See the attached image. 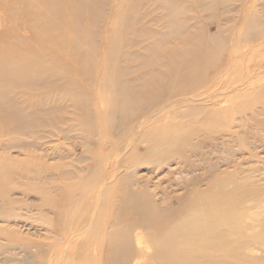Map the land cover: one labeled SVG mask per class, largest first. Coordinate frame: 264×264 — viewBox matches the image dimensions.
<instances>
[{
	"label": "bare ground",
	"instance_id": "6f19581e",
	"mask_svg": "<svg viewBox=\"0 0 264 264\" xmlns=\"http://www.w3.org/2000/svg\"><path fill=\"white\" fill-rule=\"evenodd\" d=\"M217 1L228 2L209 0L208 5ZM69 7L75 10L73 21L79 31L98 20L104 6L94 0H69ZM45 18L49 25L55 24L53 11H46ZM184 29L182 26L177 32ZM263 29H246L250 34L245 31L243 44H228L229 28L219 36L201 30L191 38L183 34L174 89L167 97L148 96L140 105L142 114L149 115L139 125L168 105L163 103L171 96L178 97L173 104L191 105L175 115L174 148L163 154L151 152V156L165 158L158 162L168 166L167 170L175 165L171 172L179 178L177 190L185 189L181 200L184 218L180 221L166 218L171 208H160L166 197L160 191L155 197L153 188L158 186L154 177L144 178L135 166L123 169V157L111 156L112 148L105 149V143L99 151L93 105L75 95L64 97L84 92L85 84L90 86L93 81L89 77H82V81L69 78L59 88L64 94L48 103L36 90L47 84L58 90L54 84L66 78L65 72H60L58 65L49 66L48 61L28 56L27 51L19 55L10 46L1 48L0 36V158L13 148H21V153L25 150L26 155L19 161L22 171L0 162V242L29 251L32 264H256L254 259L241 257L245 253L241 244L236 243L232 251L231 244L236 220L242 215L239 204L258 198L259 190L238 181L229 188L226 178L211 179L207 153H196L202 155L188 169L186 164L183 168L182 144L191 143L186 135L189 128L193 129V141L218 133L227 149L232 139L222 135H236L233 140L239 148L244 145L241 132H249V127L264 130V36H259ZM251 38L256 40L249 41ZM87 70L85 65L83 73ZM117 94L123 95L117 99L123 111L116 108L122 112L116 116L124 119L134 115L131 98L121 91ZM156 104L163 106L149 112ZM231 109L238 113L230 115L227 112ZM85 112L88 118L83 116ZM114 131L119 134L120 126ZM59 138H80L78 147L83 154L75 152L76 146L57 154L53 143ZM149 147L145 148L147 153ZM74 162L83 164L79 167ZM229 165L235 166L234 162ZM199 168L200 174L196 173ZM187 170L192 174V187L184 182L186 178L179 177ZM200 181L207 183L196 188ZM31 186L37 187V198L29 201ZM9 264L23 263L17 259Z\"/></svg>",
	"mask_w": 264,
	"mask_h": 264
},
{
	"label": "rangeland",
	"instance_id": "374dc122",
	"mask_svg": "<svg viewBox=\"0 0 264 264\" xmlns=\"http://www.w3.org/2000/svg\"><path fill=\"white\" fill-rule=\"evenodd\" d=\"M208 2L209 0H94L96 5L104 6L100 18L77 31L73 21L75 10L69 7V0H60L57 4L54 0H0L1 48L10 46L11 50L19 55H24L27 51L28 56L48 61L49 66H60L59 71H64L67 75L58 84H54L58 90L50 89L54 86L47 84L46 87H39L41 90L36 92L50 103L57 96L64 94L59 88L66 85L69 78L82 81V77H89L93 84H85L84 92L65 94L64 97L75 95L93 105L91 108L94 109L97 119L94 133L99 151L105 143V149L112 148L111 156L123 157V169L135 166L144 178L154 177L153 180L158 186L153 188L155 197L159 196L156 195L157 191L166 197V201L161 202L159 206L162 209L171 208L166 218H174L176 221L184 218L181 200L185 189L177 190L175 182L179 178L171 172L175 165L171 164L172 168L167 170L168 166L158 162L165 158L151 156V152L163 154L174 148L175 115L191 105L186 104L187 102L184 106L173 104L172 101L178 97L171 96L163 103L164 105L169 102L168 105L149 117L143 125H139V122L149 115L142 114L140 105L148 96L154 98L158 94H164L167 97L169 90L174 89L175 62L179 40L183 34L191 38L201 30L203 33L208 31L211 35L219 36L224 29L229 28L230 35L226 38L228 44H243L246 29L257 30L264 26V0L217 1L212 5H208ZM48 10L54 12L55 24L47 23L45 12ZM91 12L95 14V11ZM253 23H259L258 27ZM182 26L184 31L178 33ZM259 32V36L263 38L264 29ZM252 40L256 39L251 38L249 41ZM226 54L225 52L222 55ZM85 65L88 70L83 73ZM117 91L131 98L134 115L124 119L120 118L122 116H116L122 113L116 108L123 111V104H117V99H122L123 95H115ZM36 92L31 93V97ZM234 103L233 101L232 106ZM163 105L151 106L149 112L156 111ZM227 113L236 115L238 110L231 109ZM83 116L88 118L89 114L85 112ZM178 117L181 118V115ZM118 126L120 133L116 134L114 129ZM249 128H246L249 132H241L244 145L239 148L233 140L236 135H222L224 139H232L228 149L221 145V135L218 133L208 139L206 136H200L198 140L193 141V129L189 128L186 135L191 139V143L182 144L183 149L185 148L182 167L186 164L188 169L196 157L207 153L210 158L211 179L226 178L229 188H233L234 182L238 181L251 184L259 190L258 198L243 199L244 202L238 206L242 215L236 220L237 228L236 234L232 235L231 251L236 243H239L245 252L244 256H240L245 261L254 259L256 264H264V130ZM53 144L58 148L57 154L63 149H72L75 146V152L83 154L82 149L78 147L82 144L80 138H59ZM148 145L150 147L147 153L145 148ZM20 149L13 148L1 153L0 162L13 165L17 170H24L19 161L26 158V155L25 150L21 153ZM175 152H180L177 146ZM198 152L202 154L195 156ZM229 162H234L235 166H226ZM74 163L79 167L83 164ZM198 163L202 164V161ZM151 169L154 171L151 172ZM196 173H201L200 168ZM179 177L186 178L184 182L190 187L193 186L192 174H189L188 170L179 174ZM49 181L55 184L59 182L52 179ZM42 183L47 185L46 182ZM206 183L202 181L201 184L200 181L196 188L200 184L204 187ZM28 189V200H35L37 187L31 186ZM232 255L234 256V253ZM17 259L23 264H32L29 251L1 241L0 264H9Z\"/></svg>",
	"mask_w": 264,
	"mask_h": 264
}]
</instances>
